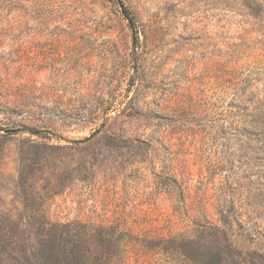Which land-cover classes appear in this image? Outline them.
Listing matches in <instances>:
<instances>
[{
    "label": "rangeland",
    "instance_id": "1",
    "mask_svg": "<svg viewBox=\"0 0 264 264\" xmlns=\"http://www.w3.org/2000/svg\"><path fill=\"white\" fill-rule=\"evenodd\" d=\"M0 264H264V0H0Z\"/></svg>",
    "mask_w": 264,
    "mask_h": 264
}]
</instances>
